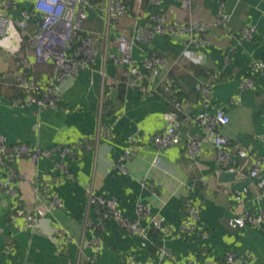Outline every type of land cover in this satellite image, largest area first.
I'll use <instances>...</instances> for the list:
<instances>
[{
    "label": "crops",
    "instance_id": "1",
    "mask_svg": "<svg viewBox=\"0 0 264 264\" xmlns=\"http://www.w3.org/2000/svg\"><path fill=\"white\" fill-rule=\"evenodd\" d=\"M92 1L99 6L107 2ZM226 3L231 18L227 26L219 27L214 25L219 0H193L192 18L210 24L206 45L196 47L184 37L160 35L151 44H137L133 56L140 66L149 55L168 60L180 87L184 112L191 115H197L202 108L197 83L212 82L213 97L207 110L214 113L223 108L230 121L221 131L229 138L230 148L243 147L250 153L249 159L234 153L235 164L228 169L217 165L211 139L205 140L196 159L188 157L189 138H204L197 123L185 121L181 142L158 151L150 142V135L163 129L167 109L159 78L147 75L146 84L156 88L147 93L127 83L131 82L127 67L117 66L104 57L106 50L118 52L121 32L131 37L134 27L147 25L153 12L165 14L170 22L188 21L190 16L180 0H162L156 6L150 0H142L141 6L136 0H129L127 15L115 22L108 36L102 12L90 9L85 28L98 35V56L92 68L59 83L62 97L59 108L17 104L16 100L23 94L15 83V70L20 68L44 81L52 76L53 65L37 63L31 53L29 69L18 67L13 56L2 51L0 133L8 143L24 142L48 149L89 139L91 146H82L74 156L66 158L73 177L61 184H52L64 206L43 217L34 230L14 229L11 205L15 198L0 192V264H124L129 257L134 259V264H176L170 258L161 257L162 247L172 250L177 261L183 264L224 263L229 251L239 254L252 251L253 264H264V222L259 227L239 229L229 224L240 212L235 195L244 186L250 189L245 195L246 208L255 213L264 208L255 180L248 178L256 158L264 165V75L253 74L250 69L252 60L264 58V0H226ZM29 6L27 1H20L18 7ZM19 13L14 11L12 15L18 19ZM249 25L256 27L254 37L241 40L242 28ZM9 42L25 45L22 48L27 43L21 42L20 37L14 41L9 37L2 40L3 45ZM248 75L254 78L256 87L242 91L241 81ZM117 80L121 83L116 84ZM236 94L240 95V102L231 104ZM104 125L111 127L112 138L105 135ZM137 133L140 140L124 162L126 171H121L117 164L129 145V137ZM59 160L58 155H53L41 158L37 164L28 158L15 161L20 178L14 185L20 190L23 206V214L18 219L20 225L25 223V216L34 212L35 178L59 174L56 165ZM4 175L0 168V180ZM90 185L107 197H116L124 215L133 220L138 217L137 203H148L153 213L171 224L173 231L162 234L150 222L142 220L148 232V238H144L125 232L115 220L109 219L97 226L95 232L92 225H97L99 219L96 207L88 204ZM187 193L199 209L198 222L203 229L181 235L177 231L184 217L183 197ZM87 222L92 225L86 226ZM96 233L104 240L99 252L88 246L81 252L76 242L59 241L60 235L89 240Z\"/></svg>",
    "mask_w": 264,
    "mask_h": 264
},
{
    "label": "built area",
    "instance_id": "2",
    "mask_svg": "<svg viewBox=\"0 0 264 264\" xmlns=\"http://www.w3.org/2000/svg\"><path fill=\"white\" fill-rule=\"evenodd\" d=\"M27 1L30 8H19L18 2ZM162 0H150L151 4L159 5ZM141 6L142 0H136ZM182 8L188 12L190 19L184 23H174L167 20L165 14L153 12L150 22L147 25H136L132 30L131 37L121 32L118 37V52L105 51L106 60L113 62L117 66L127 67L134 86H139L145 92L155 91L154 86L146 84L148 76L152 79L159 78L158 85L163 86L164 98L167 102V109L164 112V127L150 135V142L158 150L169 149L181 142V128L185 121L197 123L204 133L203 139L190 137L186 144V152L191 160L196 159L202 152L205 140L211 139L216 151L217 165L221 169H228L235 164L234 153L239 158L249 159L250 153L246 148L235 146L230 148V140L221 131L226 126L230 117L223 108H218L214 113L207 110L213 97L212 82L201 81L196 85L200 93L201 110L197 115L184 112V103L179 97V87L177 79L171 77V66L163 56H146L142 60V66L133 56L134 48L137 44H151L158 35L172 37H184L188 42L196 47H202L208 43L207 31L210 24L192 18L193 0H180ZM99 10L102 12L106 25V36L115 22L122 19L128 13L125 0H107L102 6L93 4L90 0H0V55L2 51H7L13 56L18 67L29 68L33 53L36 62L39 64H52L53 74L49 80H37L34 76L18 68L15 70L14 79L18 88L24 93V97L16 100L17 104H38L39 108L54 107L59 108L62 101L59 83L64 82L71 76L78 75L81 71L94 66L100 43L98 35L88 32L85 24L89 19V10ZM19 11L20 17L15 19L12 12ZM231 18L226 0H219V7L214 19L215 26H227ZM35 21L36 30L29 31L32 21ZM256 27L245 26L240 33V39H252L255 35ZM13 33L23 38L26 47L18 45H3L2 40L8 38ZM30 50V52H28ZM28 52V53H27ZM251 72L264 75V58H257L250 62ZM149 74V75H148ZM148 75V76H147ZM216 77V76H215ZM213 79L214 76H213ZM121 83L117 80L116 84ZM256 82L251 75L244 77L240 88L242 91L255 89ZM41 95V97H39ZM240 95L236 94L231 104H238ZM105 126V125H104ZM104 133L108 138L113 137L111 127H104ZM264 139V135L262 136ZM140 140L139 133L129 137V145L123 156L120 158L117 167L121 171H126L125 160L131 156L133 146ZM82 146H91L89 139L78 140L76 144L66 146H53L51 148L33 147L27 143H8L6 136L0 133V168L5 172L0 180V192L15 198L11 205V222L14 229L34 230L39 221L46 215L57 209L63 208V200L52 188V184H61L66 179L72 178L69 164L66 162L68 156H74L77 149ZM58 155L60 160L56 162L60 173L54 177H37L34 181L35 208L32 214L25 216V223L20 225L18 219L23 214V206L19 197L20 190L14 185L18 180L19 173L15 168V161L19 158H28L32 163L37 164L41 158H50ZM240 176L247 177L245 173ZM248 178L255 180L258 196L264 200V165L256 158L254 166L248 172ZM145 185L146 182L142 181ZM88 204L97 209L99 223L92 225L87 222L86 226H91L97 232L98 227L109 219H113L122 230L129 234L148 238L147 230L142 226V220H146L162 234H169L173 227L164 217L153 213L151 206L139 201L136 206L137 218H128L119 207V200L116 197H107L96 191L93 185L88 188ZM250 191L248 186H244L236 193L235 201L239 208V214L230 219L229 224L233 229L245 228L247 226L259 227L264 222V208L255 213L246 208L247 198ZM154 194L156 192L154 191ZM184 217L178 228L181 235L202 230L199 224V209L194 203L193 197L187 193L183 197ZM65 240L76 242L82 252L85 246L91 247L95 252H99L104 247L103 238L97 233L89 240H76L71 235H60L59 241ZM12 246H9V250ZM160 255L163 258H170L176 264H183L177 261L172 250L162 247ZM255 255L252 251L239 254L234 251L227 252L224 263L206 261L203 264H253ZM125 264H134L133 258L126 259Z\"/></svg>",
    "mask_w": 264,
    "mask_h": 264
},
{
    "label": "trees",
    "instance_id": "3",
    "mask_svg": "<svg viewBox=\"0 0 264 264\" xmlns=\"http://www.w3.org/2000/svg\"><path fill=\"white\" fill-rule=\"evenodd\" d=\"M93 4H96L95 2H93L92 0H90ZM125 3H126V5H127V8H128V4H129V0H125ZM128 3V4H127ZM18 5H19V2H18ZM99 6V5H98ZM29 8L30 9H32V7L31 6H29ZM96 11H99L98 9L96 10ZM36 30V25H35V21L33 20L32 22H31V24H30V26H29V31L30 32H34ZM158 36H160V35H158ZM23 46H25V45H23ZM27 69H29V68H27ZM170 74H171V77H173V78H175V72L174 71H172V69H171V72H170ZM176 79V78H175ZM147 83V82H146ZM179 87V86H178ZM162 88H163V86H162ZM164 89V88H163ZM179 89H180V87H179ZM198 93H199V91H198ZM22 94H23V96L22 97H24V93L22 92ZM179 97H180V91H179ZM199 96H200V93H199ZM39 97H41V95H39ZM180 100H181V97H180ZM182 101V100H181ZM118 168V167H117ZM154 228V227H153ZM124 264H125V262H124Z\"/></svg>",
    "mask_w": 264,
    "mask_h": 264
},
{
    "label": "rangeland",
    "instance_id": "4",
    "mask_svg": "<svg viewBox=\"0 0 264 264\" xmlns=\"http://www.w3.org/2000/svg\"><path fill=\"white\" fill-rule=\"evenodd\" d=\"M16 37H19V36H17L16 34H13V33H11L10 35H9V38H10V40H12V41H14L15 40V38ZM20 40H21V42H23V38L22 37H20ZM13 44V46L14 45H19L18 43H12V42H9L8 44H7V46H11ZM20 44H22V43H20Z\"/></svg>",
    "mask_w": 264,
    "mask_h": 264
}]
</instances>
